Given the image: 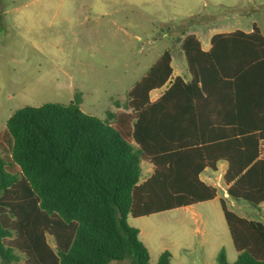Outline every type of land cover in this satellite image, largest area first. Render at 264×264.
I'll list each match as a JSON object with an SVG mask.
<instances>
[{
    "label": "trees",
    "instance_id": "obj_1",
    "mask_svg": "<svg viewBox=\"0 0 264 264\" xmlns=\"http://www.w3.org/2000/svg\"><path fill=\"white\" fill-rule=\"evenodd\" d=\"M211 45L183 34L190 82L177 77L151 101L173 72L166 51L128 92L130 111L105 121L77 102L16 110L0 132V264H152L129 218L214 200L200 176L218 160L229 164L231 199L264 204V35L254 25L215 34ZM203 105L223 121L222 143L214 125L202 136ZM142 162L153 166L143 182ZM220 204L233 264H264V224ZM217 263L230 264L225 249Z\"/></svg>",
    "mask_w": 264,
    "mask_h": 264
},
{
    "label": "rangeland",
    "instance_id": "obj_2",
    "mask_svg": "<svg viewBox=\"0 0 264 264\" xmlns=\"http://www.w3.org/2000/svg\"><path fill=\"white\" fill-rule=\"evenodd\" d=\"M254 25L264 34V0H0V132L26 106L77 102L104 121L129 112L128 92L167 50L178 54L183 34ZM143 164L142 181L151 173ZM214 183L223 196L222 179ZM129 223L152 264L165 251L170 264H218L221 249L237 260L219 199Z\"/></svg>",
    "mask_w": 264,
    "mask_h": 264
},
{
    "label": "crops",
    "instance_id": "obj_3",
    "mask_svg": "<svg viewBox=\"0 0 264 264\" xmlns=\"http://www.w3.org/2000/svg\"><path fill=\"white\" fill-rule=\"evenodd\" d=\"M237 30H241V29H238V28L237 29H232V30L227 29V30H221V31L213 32V33H209V32H207V33L194 32L193 34H195L199 38V40L201 42L202 49L204 51H209L211 49V47H212V45H211V39H212V37L215 34L230 33V32H234V31H237ZM241 31H243L245 33H250V32H252V29H250V30H241ZM178 48H179L178 54H175V55H172L171 54V57H172L171 67L173 69V72H172V75H171L168 83L163 88H161L159 90H154L153 92H151V94H150L151 101L157 100L164 93V91L171 85V83L174 81V79L177 78V77H181L182 79H184V81L186 83H189L190 82L191 75H190L189 70H188V67H187V63H186V60H185V56L182 54V52L180 50V45H179ZM167 51H169L171 53L170 50H167ZM182 59L186 63V68L185 69L184 68H181V60ZM202 110L204 111V114H205L204 118L202 119V126L203 127H206L205 128V131L206 132H202V136H203V134L205 136H210V135H213L214 136V133L211 132V130H213V128H210V127H212V125H214V126L217 127V129H216V137H217L216 140H217L218 143H219V141H221V143H222L224 141V127H225L223 121H221L219 119L217 120L216 118L212 117V107H209V106L205 107L203 105L201 107V110H200L201 113H202ZM192 121H193L192 123L195 125L196 118L193 117V120ZM197 135H198L197 132H193V134H192L193 138H195V136H197ZM200 136H201V134H200ZM218 154H220V151L218 152ZM143 163H145L147 165H150V167H151V173H150V175H151L152 172H153V166L151 164L147 163V162H142L141 167H143V165H144ZM228 168H229V164H228L227 161H225V160H218L216 162V168L215 169L205 168L203 170L201 176H200V179L204 183H206V184H208V185H210V186H212V187H214V188L217 189V197L214 200H212V202L215 201L216 199H219V200L222 199V200L225 201L226 205L229 202L234 208H237V210L240 213H242L244 215H247L246 217H243V216H241V215L238 214L239 216H241L243 218H246V219H249V220H254V219H250V217L253 214H252L251 211H249L250 209H249L248 206H246V205H240L239 202H241V201H235V200H233V199H231L229 197V195L227 193L228 185L224 181V175L227 173ZM142 170H143V168H142ZM220 178L222 179L223 185H224L222 187V189H223V196H220L219 187L217 188V185L214 183L215 179H220ZM146 179H144V180H146ZM143 181L141 180V182H143ZM199 205L200 204L194 205V206L185 207V209H187V210H193L194 211V210H196L197 206H199ZM256 210H257V213L255 215L261 221H258V220H255V221H258V222L264 224V217L262 215H260V213H262V211L264 210V204L261 205L260 208H258ZM140 234H141V231H140Z\"/></svg>",
    "mask_w": 264,
    "mask_h": 264
}]
</instances>
